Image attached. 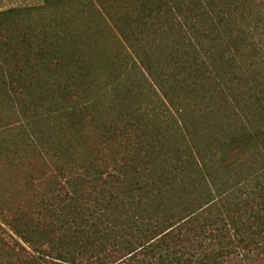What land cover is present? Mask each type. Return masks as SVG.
I'll list each match as a JSON object with an SVG mask.
<instances>
[{
    "label": "trees",
    "instance_id": "trees-1",
    "mask_svg": "<svg viewBox=\"0 0 264 264\" xmlns=\"http://www.w3.org/2000/svg\"><path fill=\"white\" fill-rule=\"evenodd\" d=\"M85 1L0 11V264L264 256V0Z\"/></svg>",
    "mask_w": 264,
    "mask_h": 264
},
{
    "label": "rangeland",
    "instance_id": "rangeland-1",
    "mask_svg": "<svg viewBox=\"0 0 264 264\" xmlns=\"http://www.w3.org/2000/svg\"><path fill=\"white\" fill-rule=\"evenodd\" d=\"M68 2L69 0L65 1L60 6H56L55 4L48 5L45 0H0V11L7 10L13 7L28 8L31 12V16L29 17L30 20L28 22H31V24L38 29H45L47 31H59L61 32V35H63L64 30L70 28L69 26H71L74 27L80 34H82V37L80 39V42L83 43H81L82 47L86 48V46L91 43L92 40L97 41V43L100 45H104V43L109 45V42H106L107 39L98 34L99 30H103L105 25H103L102 23L97 24L98 22H96V18H94L96 15V13L94 12L95 9L90 8L91 10L89 9V11L83 18H79L73 15V9L70 7V4H67ZM88 28H91L93 32L90 31L85 35L83 30L85 31ZM89 37L93 39L89 41ZM68 44L70 43L67 42V45ZM49 108L50 105H46V117H44L43 119L41 118L42 123H39L40 125L36 124L35 126L38 135H40L41 130H45V136L47 137L48 135L49 137V132H51V124L56 122L55 117H48L50 113L48 110ZM2 134L7 137L10 136L9 132H2ZM229 264H264V256H258L257 254L252 253V255H250L248 258H245L244 260H241V258H239L237 260H233Z\"/></svg>",
    "mask_w": 264,
    "mask_h": 264
}]
</instances>
